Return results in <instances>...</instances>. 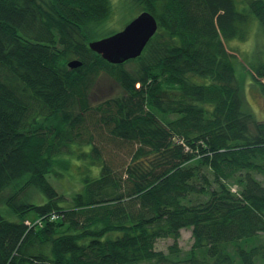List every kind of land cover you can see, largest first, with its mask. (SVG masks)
Here are the masks:
<instances>
[{"label": "trees", "instance_id": "trees-1", "mask_svg": "<svg viewBox=\"0 0 264 264\" xmlns=\"http://www.w3.org/2000/svg\"><path fill=\"white\" fill-rule=\"evenodd\" d=\"M132 11L158 30L111 63L91 43ZM253 24L264 40V0H0V264H264V121L227 45ZM250 67L264 97V61ZM102 76L122 93L95 98ZM96 138L131 143L129 161Z\"/></svg>", "mask_w": 264, "mask_h": 264}, {"label": "rangeland", "instance_id": "rangeland-1", "mask_svg": "<svg viewBox=\"0 0 264 264\" xmlns=\"http://www.w3.org/2000/svg\"><path fill=\"white\" fill-rule=\"evenodd\" d=\"M135 10V9H134ZM139 12L132 11L131 14L125 16L121 15L116 17V19L111 18L108 22L106 21L105 26L102 28L101 32H98L94 37L96 39L105 37L104 35L109 32H119L122 30L128 22H130L133 18H135ZM112 25V27H111ZM253 33H249L250 39L247 41H238V39H234L230 42H227V45L230 50L237 51V54L240 59H243L248 65H252L258 61H264V40H262L261 32H257V25L253 24L252 28ZM115 33V32H114ZM254 35H257V39H254ZM237 62V59H235ZM237 70L240 74V64L237 63ZM247 81L245 83V102L247 103L252 115L257 121H264V97L261 91L260 86L257 82H253L252 74L249 71H246ZM251 78V79H250ZM94 97L107 98L109 96H113L119 93H122V88L118 85L113 79L109 77L102 76L98 81H96V85L94 87ZM96 143L102 144L104 148V153H106V157H110L115 163L116 166L122 167L124 163L129 161L130 153L132 150V145L129 142L122 141L118 143L114 140H104L103 142L99 141V138H96ZM83 146V145H81ZM88 147V145H87ZM79 152L81 149H77ZM84 150H82L83 152ZM76 156V154H72ZM79 157V156H78ZM87 158V157H84ZM91 162V158H87L86 160L72 161L73 172L76 175V178L71 179V181L64 182V187L60 188L67 191L68 195L71 196L74 188H79L77 178H78V170L75 168L77 165H80L81 171L87 168ZM95 166L92 165V168ZM194 242L192 230L183 229L182 235L179 240V246L182 250H189ZM174 243L171 238H161L157 240L156 247L159 250H163L168 252L169 246Z\"/></svg>", "mask_w": 264, "mask_h": 264}, {"label": "water", "instance_id": "water-1", "mask_svg": "<svg viewBox=\"0 0 264 264\" xmlns=\"http://www.w3.org/2000/svg\"><path fill=\"white\" fill-rule=\"evenodd\" d=\"M158 27L157 18L144 11L119 32L93 41L91 47L107 61L123 63L142 54ZM68 65L70 68H78L81 62L78 59H73Z\"/></svg>", "mask_w": 264, "mask_h": 264}, {"label": "bare ground", "instance_id": "bare-ground-1", "mask_svg": "<svg viewBox=\"0 0 264 264\" xmlns=\"http://www.w3.org/2000/svg\"><path fill=\"white\" fill-rule=\"evenodd\" d=\"M230 51L233 52L234 54H236V58L240 60V58H239L237 52H234V51H232V50H230ZM241 60L246 64V67L250 70V68H251L250 66H252V65H248L243 59H241ZM256 63H257V62H256ZM256 63H253V65L256 64ZM240 68L242 69V72H244L245 70H246V71H249L247 68H242L241 66H240ZM250 71H251V70H250ZM251 74H252V76H253L252 71H251ZM246 77H247V76H246ZM250 79H251V78H250ZM83 146H84V145H83ZM83 146L80 145V146L77 147V148H80V147H83ZM186 150H189V147H186ZM97 170H98V171H101V163L98 164ZM123 178H124V177H123L122 175L119 176V177L117 178V182H118V183L121 182ZM62 181H63V183H64V182H66L67 180L64 179V180H62ZM101 189H102V190H108L109 187H107V188H101ZM233 190L236 191V188H233ZM117 196H120L119 193H115V194L111 195V196L108 197V198H107V196H106V198L98 197L97 199L101 200V202H100V203H96V205H94V207H100V206H108V207H111V208L118 207V206H117L118 204L113 203V202H112V199H110V198L117 197ZM97 212H100V210H98ZM74 222L78 223L77 221H74ZM120 226L123 227V228H129V220H128V219L122 220V222L120 223ZM125 236H126V234H125ZM257 248L261 249L259 246H257ZM259 260H260L261 262H264V255L261 256V257H259ZM152 264H159V262H158V261H155V262H153Z\"/></svg>", "mask_w": 264, "mask_h": 264}]
</instances>
